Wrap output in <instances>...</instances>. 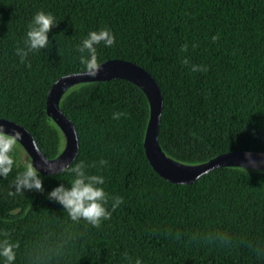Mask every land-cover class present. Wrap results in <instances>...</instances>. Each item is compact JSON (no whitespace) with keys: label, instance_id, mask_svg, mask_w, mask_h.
<instances>
[{"label":"trees","instance_id":"obj_1","mask_svg":"<svg viewBox=\"0 0 264 264\" xmlns=\"http://www.w3.org/2000/svg\"><path fill=\"white\" fill-rule=\"evenodd\" d=\"M37 11L56 23L49 45L31 52L24 38ZM100 28L115 42L97 46L99 63L130 60L159 83V141L169 156L195 164L264 151V0H0V117L29 129L48 158L65 141L47 114L49 89L83 70L76 45ZM60 106L79 137L69 167L83 162L105 178L111 215L92 226L49 198L70 186L65 169L38 171L42 188L17 192L31 162L17 141L14 167L0 176V239L15 245L13 264H264V170L225 166L191 183L166 180L144 146L149 100L126 79L79 83Z\"/></svg>","mask_w":264,"mask_h":264},{"label":"water","instance_id":"obj_2","mask_svg":"<svg viewBox=\"0 0 264 264\" xmlns=\"http://www.w3.org/2000/svg\"><path fill=\"white\" fill-rule=\"evenodd\" d=\"M101 64L97 76L70 73L57 79L47 96V114L55 121L64 135V147L55 158H48L37 145L36 139L22 124L0 117L5 131H20L18 142L23 146L31 163L43 174H53L69 167L79 153V137L74 122L62 111L60 102L67 90L79 83L103 81L115 78L129 80L138 85L146 94L150 104V119L146 129L144 146L147 157L155 169L166 180L175 183H191L202 175L225 166H240L264 170V151L233 150L222 153L208 161L188 164L169 156L159 141L164 98L161 87L152 73L136 62L114 58Z\"/></svg>","mask_w":264,"mask_h":264},{"label":"clouds","instance_id":"obj_3","mask_svg":"<svg viewBox=\"0 0 264 264\" xmlns=\"http://www.w3.org/2000/svg\"><path fill=\"white\" fill-rule=\"evenodd\" d=\"M55 23V18L51 13L37 11L27 26L24 38L27 51L36 52L46 48L49 45L48 33ZM114 42L115 36L110 29L90 30L76 45V49L80 53L79 62L83 68L77 74L97 76L101 68V64L97 60V46L102 44L104 47H111ZM18 54L23 60L27 52L18 50ZM112 115L113 119H119L122 113L114 112ZM21 137L20 131L8 133L5 131V125L0 124V176L7 177L12 171L15 164L12 155L13 149ZM103 163L106 162L102 160L101 164ZM65 170L74 173L70 186L65 187L64 184H59L48 192L49 198L63 205L74 221L82 218L92 226H99L102 220L109 219L111 212L105 207L107 194L103 187L105 178L102 175L87 173L83 162L74 167L66 166ZM15 186L17 192H20L21 189L40 190L42 188L38 170L31 162L25 164L24 170L16 176ZM11 194L9 193V195ZM113 199L115 200L113 208L122 202V197L117 196ZM14 249L15 245L7 238L0 239V264H13Z\"/></svg>","mask_w":264,"mask_h":264}]
</instances>
